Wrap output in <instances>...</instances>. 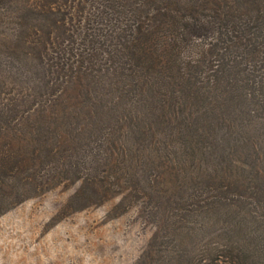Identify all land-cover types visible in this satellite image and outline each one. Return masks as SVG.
<instances>
[{"label":"trees","instance_id":"trees-1","mask_svg":"<svg viewBox=\"0 0 264 264\" xmlns=\"http://www.w3.org/2000/svg\"><path fill=\"white\" fill-rule=\"evenodd\" d=\"M17 14L0 73V212L56 184L29 179L49 163L81 179L77 194L103 186L100 201L132 183L154 193L147 168L170 175L198 155L222 197L264 192V0H26ZM255 199L217 208L238 229L251 220L239 264H264ZM229 247L196 264H236Z\"/></svg>","mask_w":264,"mask_h":264},{"label":"rangeland","instance_id":"rangeland-1","mask_svg":"<svg viewBox=\"0 0 264 264\" xmlns=\"http://www.w3.org/2000/svg\"><path fill=\"white\" fill-rule=\"evenodd\" d=\"M25 1L0 0V73L10 65V36L17 28V10ZM11 150L28 154L27 149ZM51 165L29 179H49L56 172V184L0 212V264H196L202 255L209 257L214 248L229 244L236 264L247 259L242 247L249 244L251 220L238 229L217 208L228 209L231 215L246 213L255 206V197L257 203H264V192L245 201L232 200V194L222 197L218 184L204 179V167L211 162L200 155L179 170L170 166V175L158 163L151 165L152 172L147 168V173L161 176L154 193L132 183L131 187L136 186L132 193H109L101 201L103 186L96 184L95 192L77 194L81 179L50 170ZM225 171L231 172L230 168ZM235 172L258 180L254 170ZM1 179L7 180L6 175ZM107 179L112 181L110 176ZM12 182L16 185L20 180ZM138 189L140 196L133 194ZM162 211L170 218L157 226L155 220Z\"/></svg>","mask_w":264,"mask_h":264}]
</instances>
